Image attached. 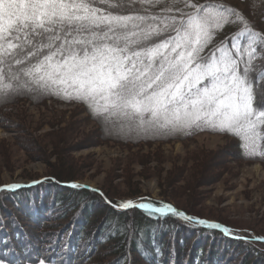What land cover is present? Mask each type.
Here are the masks:
<instances>
[{
	"label": "snow or ice",
	"instance_id": "6c2138e0",
	"mask_svg": "<svg viewBox=\"0 0 264 264\" xmlns=\"http://www.w3.org/2000/svg\"><path fill=\"white\" fill-rule=\"evenodd\" d=\"M181 2L0 0V95L62 94L85 102L109 128L126 119L129 132L205 126L237 136L243 155L264 156V33L218 0H187L189 11H174ZM237 21L235 53L204 54L214 31ZM115 204L230 231L164 202Z\"/></svg>",
	"mask_w": 264,
	"mask_h": 264
},
{
	"label": "rangeland",
	"instance_id": "374dc122",
	"mask_svg": "<svg viewBox=\"0 0 264 264\" xmlns=\"http://www.w3.org/2000/svg\"><path fill=\"white\" fill-rule=\"evenodd\" d=\"M218 2L235 5L255 23L256 31L264 33V15L256 17L264 0ZM225 144L227 139L209 133L153 144L103 140L79 103L22 98L8 103L0 114V187L9 189L5 186L53 175L71 177L113 198L155 206L175 204L220 220L229 224V235H264V163L229 156ZM3 204L9 208L0 204L4 219L11 213L20 215L14 205ZM210 240L206 245L217 264L234 261L231 245L222 244L221 250L213 248ZM190 252L181 258L188 259Z\"/></svg>",
	"mask_w": 264,
	"mask_h": 264
},
{
	"label": "trees",
	"instance_id": "16d2710c",
	"mask_svg": "<svg viewBox=\"0 0 264 264\" xmlns=\"http://www.w3.org/2000/svg\"><path fill=\"white\" fill-rule=\"evenodd\" d=\"M186 2L187 0L175 4L173 10L179 8L189 11L185 7ZM231 7L236 9L235 5ZM263 15L264 8L256 17ZM231 19L235 20V17ZM247 21L256 28L254 22ZM242 29L243 23L237 21L222 30H215L204 54H210L218 48L234 54L231 37ZM240 41L246 43V38L240 37ZM257 63L260 61L257 60ZM22 98H28L29 101L79 103L88 118L97 124L103 140L153 144L186 140L201 133L217 134L227 139V155L245 162L264 163V156L243 155L241 140L231 133L205 126H192L168 134L129 132V122L121 117L115 118L109 128L93 114L85 102L52 92H24L7 98L0 95V114L8 103ZM148 115L145 113V117ZM46 178L48 179L36 185L0 190V204L3 208L9 209L3 204L6 202L20 211V215L16 216L10 212L11 216L6 220L1 216L0 210V263L41 264L43 261V264H217L212 257V249H208L206 245V240L213 238L210 240L213 248L222 250L225 249L222 244L231 245L230 253H235L231 255V260L234 261L226 264H264V241L255 240L252 236L236 235L234 232L227 236L220 229L185 221L172 214L160 216L139 208L121 209L115 202L124 199L113 198L101 190L99 192L87 187L68 186L67 184L77 181L70 179L71 177L59 178L53 175ZM173 206L189 216L229 227V224L220 220L190 213L175 204ZM256 237L264 235L260 233ZM186 251H191L187 254L190 263L185 257L181 258Z\"/></svg>",
	"mask_w": 264,
	"mask_h": 264
},
{
	"label": "bare ground",
	"instance_id": "6f19581e",
	"mask_svg": "<svg viewBox=\"0 0 264 264\" xmlns=\"http://www.w3.org/2000/svg\"><path fill=\"white\" fill-rule=\"evenodd\" d=\"M29 96H30V97H32V95H31V94H30ZM33 97H34V96H33ZM36 97H37V96H36ZM37 98L39 99V97H37ZM137 204H139V203H137Z\"/></svg>",
	"mask_w": 264,
	"mask_h": 264
},
{
	"label": "water",
	"instance_id": "95a60500",
	"mask_svg": "<svg viewBox=\"0 0 264 264\" xmlns=\"http://www.w3.org/2000/svg\"><path fill=\"white\" fill-rule=\"evenodd\" d=\"M0 189H1V187H0Z\"/></svg>",
	"mask_w": 264,
	"mask_h": 264
}]
</instances>
